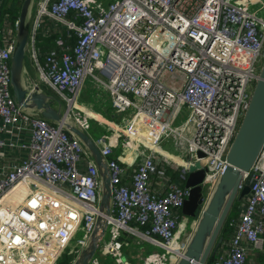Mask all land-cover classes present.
<instances>
[{"label": "built area", "instance_id": "2783aa9c", "mask_svg": "<svg viewBox=\"0 0 264 264\" xmlns=\"http://www.w3.org/2000/svg\"><path fill=\"white\" fill-rule=\"evenodd\" d=\"M4 1L0 0V156L16 148L26 157L0 163V264H57L78 232L82 235L77 255L90 240L99 214L100 174L76 135L61 122L42 117L36 108L18 105L13 97L10 61L16 39L5 27L11 24L16 32L18 14L8 22ZM32 3L26 53L39 81L56 92L54 105L66 101L65 120L92 138L108 167V238L102 243L104 233L98 248L115 264H176L193 233L185 234L183 225L197 222L181 213L189 188L179 182L186 180L189 165L203 162L201 186L207 199L228 166L227 152L250 104L259 63L264 62V15L258 13L264 0H38L31 21ZM44 18L60 32L69 31L74 42L60 37L42 53L37 31ZM175 71L183 74L181 90L160 80ZM88 77L111 95L117 113L132 110L131 117L123 115L121 133L115 129L94 140L89 119L73 110ZM23 84L28 92L44 91L33 79L24 78ZM182 110L187 111L184 128L173 124ZM3 131L14 132L16 138L4 139ZM23 134L28 139H22ZM120 136L134 143L123 138L114 142ZM170 137L184 139L187 158L177 156L183 163L160 150V143ZM116 148L121 152L116 154ZM199 151L203 156L198 158ZM156 153L164 155L165 164H173L179 182L161 179L152 191L150 177L159 172ZM125 163L136 166L130 183L125 181ZM248 177L253 185L234 233L212 264H245L250 249L264 246V143L243 173L242 184ZM145 225L148 230L139 229ZM124 233L159 250L127 261ZM89 264H99L96 254Z\"/></svg>", "mask_w": 264, "mask_h": 264}, {"label": "water", "instance_id": "95a60500", "mask_svg": "<svg viewBox=\"0 0 264 264\" xmlns=\"http://www.w3.org/2000/svg\"><path fill=\"white\" fill-rule=\"evenodd\" d=\"M32 0H23L16 27V43L10 61V85L13 97L18 105L36 108L40 115L52 122H61L66 129L76 135L89 150L99 170L101 179L99 214L90 240L77 255L73 264H88L99 247L101 237L107 227L110 215L111 184L108 167L97 145L84 131L65 120V109L54 105L52 95L43 91L28 92L23 84L26 46L29 37L27 15ZM37 90V87L35 88ZM264 143V62L259 78L255 83L250 104L242 117L236 134L227 152L228 166L218 179L207 199L204 198L201 183L205 169L203 162L195 161L188 166L184 187L189 194L184 200L181 213L186 218H197L195 228L188 245L176 264H207L208 258H214L222 244L221 229L235 201L243 200L250 192L253 180L248 177L242 184L243 173L255 162ZM197 152L196 157H202Z\"/></svg>", "mask_w": 264, "mask_h": 264}, {"label": "crops", "instance_id": "0c3cea01", "mask_svg": "<svg viewBox=\"0 0 264 264\" xmlns=\"http://www.w3.org/2000/svg\"><path fill=\"white\" fill-rule=\"evenodd\" d=\"M13 3H14L13 0H5L4 3L2 4V10L4 12L12 11L13 10L12 9ZM8 6H11V9L9 11L5 10ZM14 11H15V9H14ZM19 12H20V10H19ZM19 12H18V15H19ZM14 14H15V12H14ZM14 17H15V15L9 16L8 22L11 23L14 20ZM45 22L46 21L42 22L41 27L38 31V34L40 33V30H42L48 26V29L51 31L49 33V35H50L51 33H53V31H55L56 25L53 22H52L53 24H47ZM8 27H5V29L7 28V30H9V35L10 36L12 35L15 37L16 32H15L14 28L12 27V25L8 24ZM60 37H61V39H63V37L60 36V34L55 36L56 39L54 40V45H57V41ZM64 42H66V41L64 40ZM70 43H73V41H71ZM38 47H39V45H38ZM42 61H43V59H41V62ZM30 63H31V65H33L32 62H30ZM24 65H25V62H24ZM24 68L25 69H24V74H23V80H24V78L26 79V81L29 79H33V78H31L28 69L26 67H24ZM43 90H44L43 92H47L49 95H52L53 99H58L56 92H54V90H52L51 88L44 86ZM87 93H88L87 91H84V92L82 91L81 97H82V99H85L86 102L79 103L77 101V103L73 107V110L81 111V113L84 114L89 119L90 123H92L93 130H92V133L90 131V135L94 138V140L98 136L101 135L99 133H102L103 135H107V136L110 135L111 133H115L116 132L115 128H113L111 126L116 127V126L124 125V122L122 120L123 115L121 113H117L115 111V109L112 107L111 95L106 90H103V92L101 94H98V93L94 94V103L88 101L89 96L87 95ZM77 99H78V97H77ZM107 100H109V106L105 108L104 112H101L99 110L100 106H97L96 104L99 103L100 101H107ZM61 104H62V106H61L62 110H63V107H67V103L65 100H61ZM55 107H58V106H55ZM184 113L187 114V111L182 110V113L179 115V117L176 120L175 119L173 120L174 125H178L180 128L185 127V125H186V124H184L185 119H183V121H181L178 124L176 123L179 120V118H181L183 116ZM127 116H129V115H127ZM113 124H115V125H113ZM0 125H1V121H0ZM188 135H190V133ZM1 136L6 140L16 138V135L14 134V132H11V131H3L1 133ZM28 137H29L28 134L21 135L22 139H28ZM184 145H185L184 139H177L174 137H170L169 139H166L165 141L160 143V150H162L164 152V154H167L169 157H171L176 162L183 163V161L177 157L179 155L172 152L171 149L182 150ZM120 152H121V149H119V148L115 149L116 154H118ZM25 157H26L25 151L18 150L16 148H7L4 150V155L0 156V163H3V162H19V161L23 160ZM155 157H156V164L157 165L159 164L161 167H163L164 165H167L168 167L171 168L172 171L174 170L173 164H172V167L168 164H165L166 158L164 157V155H159L158 153H156ZM125 160H126V158H125ZM167 160H170V159H167ZM124 166H126L125 181L127 183H130V180H131L130 175L136 166H135V164L128 165L127 163H125ZM161 167H158V169H159L158 173L152 174L153 175L152 178H154L156 174H159L161 177L158 180L157 179L155 180L152 178H151L152 181H151V179L149 180L148 186H149V189L152 191H156V189L159 188V183L161 182V179L170 178V176L167 177L166 174L161 175L162 174V170H161L162 168ZM133 237L134 236H130L129 237L130 239L126 240L124 245H123V252L125 255V259L127 261H130V262L139 259L144 253H146L148 251L147 248L141 246V243L134 241L135 239H133ZM132 250H134V252ZM262 250H263V248H261L259 250L250 249L248 252L247 260H246L245 264H264V259H263L262 253H261ZM95 254L98 257L99 264H115L109 257H107L106 255L103 254V252L100 250V248H98V250L96 251Z\"/></svg>", "mask_w": 264, "mask_h": 264}, {"label": "rangeland", "instance_id": "374dc122", "mask_svg": "<svg viewBox=\"0 0 264 264\" xmlns=\"http://www.w3.org/2000/svg\"><path fill=\"white\" fill-rule=\"evenodd\" d=\"M37 1L38 0H34V2L32 3V12H31V18L30 20L33 21L34 20V16L36 15V12H37ZM258 7V6H257ZM251 9H255V6H252ZM258 13L261 14V15H264V9H260L258 10ZM46 18H44L45 20ZM47 24H53L54 22L49 20V19H46L45 20ZM48 21V22H47ZM53 22V23H52ZM55 24V23H54ZM38 32V31H37ZM29 56L27 55L26 53V57H25V67L28 69L29 71V74L31 76V78H33L35 81L38 82L39 86L44 89V84H42L40 81H39V75L36 71V68L33 65H31L30 62H32V60L30 59L29 61ZM260 66L261 63H259ZM182 79H183V74L181 72H178V71H175V72H172V73H164L161 77H160V80L165 83L166 85H168L169 87L171 88H174V89H177V90H181L182 86H181V82H182ZM103 88L101 87H98L94 81L91 79V78H86L85 81H84V84L79 92V95H78V99L77 101L79 103H83V102H86L85 99H82L81 97V93L82 91H87V95L89 96L88 98V101L90 102H93L94 103V94L98 93V94H101L103 92ZM49 92V91H48ZM52 93V92H51ZM133 98V97H132ZM134 99V98H133ZM97 106H100V111L101 112H104L105 108L109 106V100L107 101H100L99 103L96 104ZM97 109V108H96ZM131 113H132V110H129L127 113H123L122 115H129L131 117ZM127 114V115H126ZM186 117V114L184 113L183 116L181 118H179V120L176 122L177 124L180 123L181 121H183V119H185ZM115 125V124H113ZM125 125H122V126H111L113 128H115L117 130L118 133H121L123 128H124ZM92 130H93V126H92V123H91V133H92ZM101 135H103L102 133H99ZM113 134V133H111ZM125 139L126 141H130L132 143H134L133 140H131L128 136H120L118 138L115 137L114 139V142L116 141H119L120 139ZM183 144V143H182ZM172 152L176 153L177 155H179L180 157H182L183 159H186L187 158V154H186V151L183 147L182 150H173L171 149ZM17 153V152H16ZM235 203V202H234ZM233 203V205H234ZM232 205V206H233ZM194 225L192 222H189V223H186L185 224V227H184V232L185 234H191L193 232V229H194ZM81 235H82V232H78L75 237L71 240L69 246L67 247V249L64 251V253L61 255L59 261L57 264H73V257H74V260L77 256V253H76V250L79 246V243H78V240L81 238ZM108 238V233H107V230L105 232V235L102 239V243L107 240ZM133 239H135L134 241H137L139 243H141V246L145 247L148 249L147 252L149 251H152V250H159L157 247H154L148 243L145 242V240L143 241L142 239H140L138 236H134ZM140 239V240H139ZM134 252V250H132ZM146 252V253H147ZM144 253V254H146ZM213 263V259L212 258H208V261H207V264H212Z\"/></svg>", "mask_w": 264, "mask_h": 264}, {"label": "trees", "instance_id": "16d2710c", "mask_svg": "<svg viewBox=\"0 0 264 264\" xmlns=\"http://www.w3.org/2000/svg\"><path fill=\"white\" fill-rule=\"evenodd\" d=\"M21 1H19V3L16 4V1H14L13 5H12V11H9L11 9V6H8L5 10L9 11V12H6L8 13L9 16H17V12H19L20 8H21ZM15 9V11H14ZM15 12V14H14ZM56 25V24H55ZM51 31L48 29V26L45 27L44 29L40 30V33L37 34V44L39 45V49L42 53H45V52H48L52 47H54V40L56 39L55 36L56 35H59L63 37V39L67 42V43H70L71 41L74 42L75 40V37L72 38V35L70 36V32L67 31L66 29L65 30H62L61 32L58 30L57 28V25H56V28H55V31H53V33H51L49 35ZM158 167H161L159 164L157 165V168ZM162 171L164 172V174H166L167 177L170 176V180L172 181H177L179 182V180L177 179V173L175 170H171L170 167H168L167 165H164L163 167H161ZM159 170V169H158ZM153 177V175L150 177V179ZM161 176L159 174H156L154 178L152 179H159ZM151 179V181H152ZM158 183V182H157ZM179 184L183 185L184 183L183 182H179ZM244 202V199L241 200V201H235L234 205L231 207L230 211H229V214L226 218V221L221 229V234L223 236V240H222V244H225L229 238L233 235L234 233V229H235V224L236 222L238 221L239 219V215L241 213V207H242V204ZM140 230L142 231H146L149 229V225H145V226H142V227H139ZM122 239L124 241L126 240H129L130 238L127 236L126 233L123 234L122 236ZM222 244L220 245V247L218 248V250L221 248ZM148 253V252H147ZM146 253V254H147ZM262 253V256H263V259H264V246H263V250L261 251ZM144 255V254H143ZM217 255V254H216ZM215 255V257H216ZM75 257V255H74ZM74 257H73V260L74 261ZM214 257V258H215ZM212 258V257H210ZM214 258H212L214 260Z\"/></svg>", "mask_w": 264, "mask_h": 264}, {"label": "bare ground", "instance_id": "6f19581e", "mask_svg": "<svg viewBox=\"0 0 264 264\" xmlns=\"http://www.w3.org/2000/svg\"><path fill=\"white\" fill-rule=\"evenodd\" d=\"M185 225H183V228H184Z\"/></svg>", "mask_w": 264, "mask_h": 264}]
</instances>
